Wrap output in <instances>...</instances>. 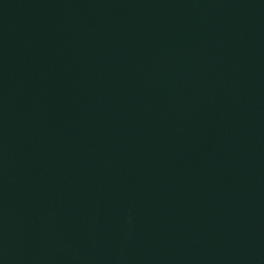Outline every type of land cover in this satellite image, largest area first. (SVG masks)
Here are the masks:
<instances>
[{"label":"water","instance_id":"obj_1","mask_svg":"<svg viewBox=\"0 0 264 264\" xmlns=\"http://www.w3.org/2000/svg\"><path fill=\"white\" fill-rule=\"evenodd\" d=\"M0 264H264V0H0Z\"/></svg>","mask_w":264,"mask_h":264}]
</instances>
